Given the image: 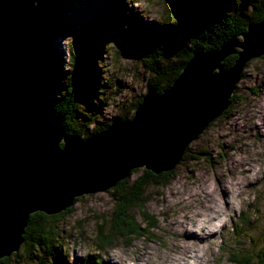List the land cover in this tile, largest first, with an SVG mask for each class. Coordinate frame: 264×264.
Wrapping results in <instances>:
<instances>
[{
    "label": "rangeland",
    "instance_id": "374dc122",
    "mask_svg": "<svg viewBox=\"0 0 264 264\" xmlns=\"http://www.w3.org/2000/svg\"><path fill=\"white\" fill-rule=\"evenodd\" d=\"M49 5L60 6L56 14L58 20L66 24L64 30L51 34L49 45L47 41L44 44L45 52L51 55V68L54 74H59L54 82H61L62 78L65 82L71 59L80 63L86 50L92 46V34L87 28L106 23L108 18L112 20L109 43L94 58L96 62L92 63L90 71L92 80L85 86L86 101L94 107L92 110L80 108V113L87 119H93L89 132L93 126L109 125L124 115L131 104L142 99L148 79L136 59L120 53L117 43L120 41L111 39L115 38L118 30L124 36L130 34L131 41L142 40L144 37L138 30L139 26L163 21L168 8L163 0H35V4L30 6L32 12L26 16L27 21L34 17L39 7ZM26 18L14 17L13 24L7 25L0 19L3 37L23 38ZM18 20L22 23L20 27L17 26ZM263 58L246 63L233 92L236 102L228 110L229 114H222L210 123L188 145L181 161L171 171L168 184L146 189L143 198L145 210L157 223L154 230L147 231L144 237L117 239L108 248L99 247L97 233L100 230L106 233L110 227L114 207L111 189L85 195L77 198L71 213L56 224L58 237L52 244L60 256L54 259L46 255L44 259L29 257L30 261L25 264H84L94 256L99 257L98 264H139L136 254L142 249L148 252L146 261L155 263L167 252L174 251V236L167 231L168 226L181 221L183 214L199 211V202L188 197L200 182L206 183L208 190L219 199L218 206L224 213V224L210 237L211 242L203 245V259L208 261L207 264H230V256L240 259L247 255L248 264H257L256 256L264 251ZM45 90L52 97L58 96L50 87H45ZM131 117L129 115L128 119ZM143 173V169H136L128 180L132 181ZM220 180L225 181L224 186L220 185ZM251 211L256 213V217L250 226L242 225L252 216ZM136 217L139 218L137 213ZM138 247L140 250L133 252ZM22 251L21 247L17 253L27 257ZM13 262L11 259L10 264Z\"/></svg>",
    "mask_w": 264,
    "mask_h": 264
},
{
    "label": "water",
    "instance_id": "95a60500",
    "mask_svg": "<svg viewBox=\"0 0 264 264\" xmlns=\"http://www.w3.org/2000/svg\"><path fill=\"white\" fill-rule=\"evenodd\" d=\"M263 56L264 14L218 50L192 53L169 88L147 89L130 119L82 139L67 133L51 99L0 39V259L19 251L32 214L58 215L139 168L172 171L229 107L246 63Z\"/></svg>",
    "mask_w": 264,
    "mask_h": 264
},
{
    "label": "trees",
    "instance_id": "16d2710c",
    "mask_svg": "<svg viewBox=\"0 0 264 264\" xmlns=\"http://www.w3.org/2000/svg\"><path fill=\"white\" fill-rule=\"evenodd\" d=\"M163 2L168 8L163 21L154 25L139 26L138 30L144 37L142 40L131 41L130 34L124 36L118 30L115 38L111 39L120 41L117 42L120 53L137 60L145 74L148 75L146 88L152 87L157 93L170 87L178 77L180 70L191 58L192 53L218 50L230 39L241 37L247 26L260 22L264 14V0H163ZM33 4L35 0H0V19H3L6 25L13 24L14 17L26 18L32 12L30 6ZM59 8L60 6L54 5L39 7L33 18H29V21H27L28 18L25 19L27 28L26 31L23 30V38L10 39L5 35L3 37L0 32V39L7 47L8 56L20 63L33 76L45 95L51 99L53 111L61 119L62 126L67 133L76 134L85 139V136L89 137L99 133L108 126V124L96 125L89 132L88 129L93 125V119H87L84 114L80 113V108L92 110L91 108L94 107L88 105L86 101L85 86L88 81L92 80L90 71L92 63L96 62L94 58L97 53L105 49V44L109 43V29L112 20L108 18L106 23L100 22L92 28H87L88 33L92 34V46L86 50V55L80 63L71 59L70 71L65 74L66 81L64 82L62 78L61 82L56 80L55 82L58 83H55L54 79L59 74H54L51 68V55L45 52L44 44L47 41L49 45L51 34L66 28L65 22L58 20L56 12ZM247 10L250 12L247 13ZM17 22V26L20 27L22 23L19 20ZM126 37L128 40L125 39ZM236 58V56H230L225 59L224 67L230 68ZM45 87L52 88L58 96L52 97ZM234 97L232 95L229 109L224 111L223 115L229 114L228 110H231L236 102ZM140 101L141 99L131 104L119 120L125 121L129 115L131 117ZM134 172L135 170L132 174ZM143 172L140 177L132 181L127 178L110 190L114 207L108 231L102 233L100 230L97 233L99 247L108 248L117 239L134 240L144 237L147 231L156 228L157 223L146 213V202L143 198L148 187L166 186L172 172L159 175H153L146 170ZM73 206L53 216L41 213L32 214L25 228L21 245L22 252L27 257L15 253L8 258L0 259V264H10L11 259L15 261L14 264H25L30 261L29 257L44 259L46 255L54 259L60 256L59 250L52 244L58 237L55 230L56 224L71 213ZM136 213L139 216L138 219ZM250 214L253 217L242 222V225L250 226L256 213L251 211ZM248 258L247 255L240 259L230 256L229 263L248 264ZM256 259L257 264H264V251L259 253ZM98 263H100L99 257L94 256L86 260L84 264Z\"/></svg>",
    "mask_w": 264,
    "mask_h": 264
},
{
    "label": "bare ground",
    "instance_id": "6f19581e",
    "mask_svg": "<svg viewBox=\"0 0 264 264\" xmlns=\"http://www.w3.org/2000/svg\"><path fill=\"white\" fill-rule=\"evenodd\" d=\"M220 183L221 186L225 185L224 180H220ZM213 194L208 190L206 183H197L195 191L188 198L199 202L201 205L199 211L193 210L188 215L183 214L181 221L178 220L167 228V231L174 236V251L167 252L166 255L162 254L164 257L156 259L155 263H149L146 261L148 252L145 249L140 250L139 247L135 248L133 252L140 250L136 254L139 264H207L208 261L206 262L202 256L203 245L210 243V237L220 225L224 224V213L218 206L219 199ZM163 201L165 202V199ZM230 204L232 205V201Z\"/></svg>",
    "mask_w": 264,
    "mask_h": 264
}]
</instances>
